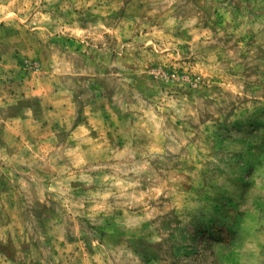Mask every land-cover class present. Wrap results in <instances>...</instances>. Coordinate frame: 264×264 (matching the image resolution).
<instances>
[{"label": "rangeland", "instance_id": "374dc122", "mask_svg": "<svg viewBox=\"0 0 264 264\" xmlns=\"http://www.w3.org/2000/svg\"><path fill=\"white\" fill-rule=\"evenodd\" d=\"M0 88V264H264V0H0Z\"/></svg>", "mask_w": 264, "mask_h": 264}, {"label": "crops", "instance_id": "0c3cea01", "mask_svg": "<svg viewBox=\"0 0 264 264\" xmlns=\"http://www.w3.org/2000/svg\"><path fill=\"white\" fill-rule=\"evenodd\" d=\"M11 84H13L11 81H9ZM5 86H7L8 85V83H5L4 84ZM0 90H1V88H0ZM2 96H3V94L1 95V93H0V102L2 101ZM2 103V102H1Z\"/></svg>", "mask_w": 264, "mask_h": 264}]
</instances>
